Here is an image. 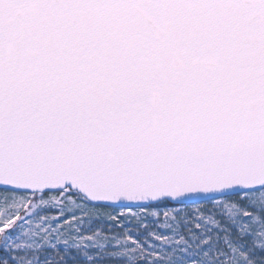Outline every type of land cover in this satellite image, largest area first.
I'll list each match as a JSON object with an SVG mask.
<instances>
[{"label": "snow or ice", "instance_id": "1", "mask_svg": "<svg viewBox=\"0 0 264 264\" xmlns=\"http://www.w3.org/2000/svg\"><path fill=\"white\" fill-rule=\"evenodd\" d=\"M0 264H264V0H0Z\"/></svg>", "mask_w": 264, "mask_h": 264}]
</instances>
